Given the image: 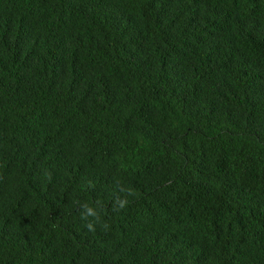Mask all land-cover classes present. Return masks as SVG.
<instances>
[{
  "label": "trees",
  "instance_id": "obj_1",
  "mask_svg": "<svg viewBox=\"0 0 264 264\" xmlns=\"http://www.w3.org/2000/svg\"><path fill=\"white\" fill-rule=\"evenodd\" d=\"M0 264H264V0H0Z\"/></svg>",
  "mask_w": 264,
  "mask_h": 264
},
{
  "label": "clouds",
  "instance_id": "obj_2",
  "mask_svg": "<svg viewBox=\"0 0 264 264\" xmlns=\"http://www.w3.org/2000/svg\"><path fill=\"white\" fill-rule=\"evenodd\" d=\"M86 206H84L85 208ZM120 207L123 208L125 207V202H121L120 203ZM88 217H93L95 219V223H99V217L97 215V213L90 207L86 208V211H84V213L82 214V219L87 220ZM86 227L88 228V230L90 231H94L95 227H94V222L89 221L86 223ZM104 227H107V225L105 224Z\"/></svg>",
  "mask_w": 264,
  "mask_h": 264
}]
</instances>
